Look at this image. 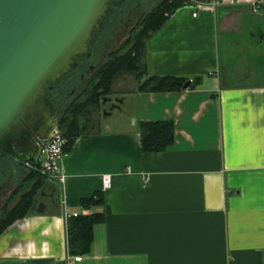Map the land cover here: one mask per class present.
<instances>
[{
  "label": "crops",
  "instance_id": "crops-1",
  "mask_svg": "<svg viewBox=\"0 0 264 264\" xmlns=\"http://www.w3.org/2000/svg\"><path fill=\"white\" fill-rule=\"evenodd\" d=\"M217 1L195 16L181 5L151 32L143 77H183L187 86L120 83L119 107L63 150L56 200L42 188L0 231V264L73 255L75 212L104 216L72 264H264V0L257 10L256 0ZM146 120L173 121L164 149H140ZM105 173L111 185L103 189ZM96 191L102 202L82 206Z\"/></svg>",
  "mask_w": 264,
  "mask_h": 264
},
{
  "label": "water",
  "instance_id": "water-1",
  "mask_svg": "<svg viewBox=\"0 0 264 264\" xmlns=\"http://www.w3.org/2000/svg\"><path fill=\"white\" fill-rule=\"evenodd\" d=\"M119 1L0 0L2 154L13 147L12 142L19 143L29 159L35 157L41 164L46 137L57 127L47 87L68 73L78 56L89 55L90 39L108 15L111 3ZM122 100L115 97L109 109L119 107ZM26 136H31L30 143H22ZM31 168L42 173L45 181H59L40 167ZM56 188L51 202L60 192L57 184ZM43 205L41 202L36 209L41 210Z\"/></svg>",
  "mask_w": 264,
  "mask_h": 264
},
{
  "label": "flooded vegetation",
  "instance_id": "flooded-vegetation-1",
  "mask_svg": "<svg viewBox=\"0 0 264 264\" xmlns=\"http://www.w3.org/2000/svg\"><path fill=\"white\" fill-rule=\"evenodd\" d=\"M150 3L152 8L157 1L121 0L111 3L108 15L90 39L89 55L78 56L71 70L47 87L46 96L55 108V125L59 126L63 116L70 119L72 117L77 119L76 124L81 129L93 125L95 115L98 122L105 113L112 111L109 107L118 95L108 93L100 95L98 102L90 100L92 95L96 94L97 79L103 66L119 52L129 48L133 37L140 33L143 28L140 19L149 11ZM30 137L26 136L22 143H30ZM12 143L13 147L7 154L0 151V222L5 218L7 210L18 203L19 195L32 191L36 177H30L35 171L31 167H40V164L35 162V157H27L21 144ZM40 158L42 161V154ZM44 183L46 186L44 187L42 182L34 195L38 197V193L44 188V196L50 199V196H55L57 192L56 184L49 181Z\"/></svg>",
  "mask_w": 264,
  "mask_h": 264
},
{
  "label": "trees",
  "instance_id": "trees-1",
  "mask_svg": "<svg viewBox=\"0 0 264 264\" xmlns=\"http://www.w3.org/2000/svg\"><path fill=\"white\" fill-rule=\"evenodd\" d=\"M184 4L183 0H160L155 6L149 8L142 18L143 28L136 37H133V42L129 48L123 52H119L113 59L106 63L104 68L99 74L96 83V94L92 95L91 101L98 102V97L103 94L112 93V79L120 72L133 73L135 80L138 84V89L148 90H171L180 89L187 79L178 76H159V77H146L143 78L146 68L144 66V50L145 43L151 32L158 29L177 7ZM79 110V109H78ZM77 119L62 117L59 123L60 128L63 129L66 138H68L64 149L72 143V136L80 130L76 124ZM173 121L172 120H146L139 123V135L141 137V148L144 151H157L164 149L168 146L173 139ZM30 177H36L33 184L32 191H28L19 195V201L13 207L9 208L6 212L5 218L0 222V231L6 227L7 223L14 218L27 213L33 205L34 193L36 189L42 184L43 176L36 170L31 173ZM102 192L96 191L88 198L81 199L82 206L95 202H102ZM72 218L69 220L67 227L68 230V244L69 252L79 254L87 251L92 237V226L96 221L101 220L104 216L100 213H91L86 215L77 214L70 215Z\"/></svg>",
  "mask_w": 264,
  "mask_h": 264
},
{
  "label": "built area",
  "instance_id": "built-area-1",
  "mask_svg": "<svg viewBox=\"0 0 264 264\" xmlns=\"http://www.w3.org/2000/svg\"><path fill=\"white\" fill-rule=\"evenodd\" d=\"M183 1H184V4H183L184 6H188L190 9L193 8L192 15L194 16L197 14L196 9L202 6L204 7L205 4H208L211 7L215 6L216 4L218 5L217 0H210L208 2L203 1V0H183ZM229 2L232 4L234 1L229 0ZM261 2L262 0H256L254 4L252 5L253 8L257 10L258 5H260ZM46 139L47 141H46L45 147L43 151H41L42 161L39 166L41 167L44 173L54 176L57 178V180L62 181V178H64V174L61 171V166H59V164L63 157L64 146L67 143L68 138H66V135L63 129L57 126L50 132V134L48 135V137H46ZM110 176L111 175L108 173H105L101 176L103 189H106L111 185ZM77 214H79V212L72 213V216H75ZM79 259H81L80 254L70 255L66 253L65 255H63V257L61 258V261H59L58 263L59 264H72L73 261L75 262Z\"/></svg>",
  "mask_w": 264,
  "mask_h": 264
},
{
  "label": "rangeland",
  "instance_id": "rangeland-1",
  "mask_svg": "<svg viewBox=\"0 0 264 264\" xmlns=\"http://www.w3.org/2000/svg\"><path fill=\"white\" fill-rule=\"evenodd\" d=\"M140 20H141L140 22H143L142 21V18ZM135 79L136 78H135V75L133 73H128V72H124V73L123 72H120V73H118V75H116L114 77V79H112V81H113V83H112V94H117L119 92V89L117 88V86L120 83H121V85H123V87H128V86L133 85V84L136 83V80ZM96 122H97V117L95 115V122H94L93 125H96ZM43 179H44V177H43ZM43 179H42V181H43Z\"/></svg>",
  "mask_w": 264,
  "mask_h": 264
}]
</instances>
